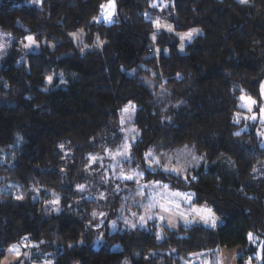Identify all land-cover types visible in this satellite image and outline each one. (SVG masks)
<instances>
[{
  "label": "trees",
  "instance_id": "trees-1",
  "mask_svg": "<svg viewBox=\"0 0 264 264\" xmlns=\"http://www.w3.org/2000/svg\"><path fill=\"white\" fill-rule=\"evenodd\" d=\"M39 1L0 0V34L12 39L0 59V178L42 190L43 204L60 196V212L0 199V264L25 238L53 264H193L239 248V264H264V149L236 119L241 96L261 99L264 0H115L111 23L110 0ZM157 21L203 34L183 52ZM28 36L39 53L20 46ZM127 150L137 179L193 193L222 224L107 232L95 247L102 209L86 198L87 176L100 184Z\"/></svg>",
  "mask_w": 264,
  "mask_h": 264
},
{
  "label": "rangeland",
  "instance_id": "rangeland-1",
  "mask_svg": "<svg viewBox=\"0 0 264 264\" xmlns=\"http://www.w3.org/2000/svg\"><path fill=\"white\" fill-rule=\"evenodd\" d=\"M237 1L242 5H249L251 2V0ZM36 5H40V1L39 3L36 2ZM114 15L111 17L112 21ZM159 23L160 27L156 25L157 31L174 33L179 40L180 48L183 52L188 43L193 41L197 36L203 34L201 30L179 32L175 29V26L168 21H161ZM257 23L260 28L264 29L263 16L258 17ZM168 26L171 27V30H169ZM190 32L192 36L191 39H188L186 34ZM182 37L184 38L182 39ZM27 43V39L20 42V46L27 54L39 53L44 46L43 43L41 44L36 41L35 45L25 47ZM36 45H38V47ZM11 46L12 39L7 35L0 34V59L5 57L7 50ZM243 97H245V100L240 99L239 102V108L242 112L236 115V119L239 123L244 125L243 129L245 132L255 131L261 141L260 147L264 149V112H262V110H264V80L260 85V102L249 96ZM248 98L255 103L249 105ZM241 105L244 106L242 107ZM249 106L251 107V111H249ZM132 114L131 110H128L124 114L122 121L123 125L131 120ZM253 116H255V119H252ZM132 131L133 130L129 127L125 130V133H132ZM128 140H131L130 135L128 136ZM126 147H128V145ZM128 152V150L123 151L122 155H118V157H122V160H116L115 156L109 157L105 165L106 168L103 166L105 168V175L103 177L99 176L100 179L103 178L104 180L101 181L100 184L96 183L95 180L92 181V179L96 178L94 177L96 175H92L93 172L87 176V178H89L87 187L89 188L90 194L86 198L92 199L97 208L102 209L95 212L93 211L92 213V217H96L97 220V224L94 225L97 230V237L93 243L95 247L98 246L97 244L99 242H104V233L107 232L111 234L119 230H144L148 232L155 231L158 233L159 237H162L164 228L177 229L180 226H203L210 229H217L218 226L222 224L221 220H219L212 211L211 213L206 211L210 209L207 205L198 206L194 204L195 196L193 193L174 190L169 185L161 182L145 183L143 180L137 179L140 172L138 171L139 169H136L131 165V162L128 161L130 159V157H127ZM102 164L103 163H100V167H102ZM181 166L182 165L175 166L173 170ZM262 166V170L258 169V172H256V176L259 178L264 176V165ZM180 170L185 173L184 168ZM131 184L133 190L129 189ZM110 187L112 188L109 189ZM80 190H85V187L77 188L78 192ZM41 193L42 190L36 187L26 190L13 181H6L4 178H0V199L7 200L11 198L18 203H23L31 199L33 202H39L41 204L43 217L48 218L53 215H58L60 212V196L53 193L51 200L43 204ZM119 194L121 204L115 213L113 209H111L112 206L110 204L108 206V199L112 200L111 196L117 197ZM186 210H188V212ZM186 213H188L187 216H185ZM177 214L180 220H171L172 216H176ZM180 215L181 217L185 216L183 217V219L185 218L184 222ZM213 221L215 226H213ZM249 238L252 242H257L253 236ZM37 247L35 242L31 241L30 238H25L9 249L6 258L1 264H39L40 259L49 258V253L38 250ZM13 249L16 250L14 251ZM261 254L262 246L259 245L258 259L261 258ZM202 260L201 258H197L193 260V264H202ZM203 261L204 264L209 262L208 259H204Z\"/></svg>",
  "mask_w": 264,
  "mask_h": 264
},
{
  "label": "crops",
  "instance_id": "crops-1",
  "mask_svg": "<svg viewBox=\"0 0 264 264\" xmlns=\"http://www.w3.org/2000/svg\"><path fill=\"white\" fill-rule=\"evenodd\" d=\"M188 212V210H186ZM188 213L185 214V216H187ZM185 216H182L180 215V217L182 218V221L184 222L185 218L183 219V217ZM178 214L176 216H172V219L171 220H175V219H178ZM242 255V249H233V250H226V249H220L218 251V253H216V256H214L213 258L210 259V257H206V258H203L204 259H208L209 262L207 264H239L238 261L240 259ZM48 258L46 259H40V263L39 264H53V263H50L48 262L47 260ZM202 260V264H204V261ZM247 264H253V263H247Z\"/></svg>",
  "mask_w": 264,
  "mask_h": 264
},
{
  "label": "snow or ice",
  "instance_id": "snow-or-ice-1",
  "mask_svg": "<svg viewBox=\"0 0 264 264\" xmlns=\"http://www.w3.org/2000/svg\"><path fill=\"white\" fill-rule=\"evenodd\" d=\"M37 2L39 3V0H37ZM153 6L155 7V5H153ZM101 8H102L101 16H103L105 20H107L109 23H111V17L115 13V0H110V2L108 4L102 5ZM97 22H99L98 19H97ZM156 25H157V27H160L159 21L156 22ZM168 27H169V30H171V27L170 26H168ZM191 36H192V33L191 32L186 34V37L188 39H191ZM183 38L184 37H182V39ZM26 39L28 40V43L25 44V47H31L32 45H35L36 44V41H35V39L32 36H28ZM36 46L38 47V45H36ZM48 81H49V83H51L52 77H48ZM240 99L241 100H245V97L241 96ZM248 102H249V105L251 103H255L254 101H251L250 98H248ZM241 106L243 107L244 105H241ZM129 107L134 110V105H130ZM128 110H129L128 108H125L124 109L125 112H127ZM249 111H251V107L250 106H249ZM262 112H264V110H262ZM252 119H255V116H253ZM237 135H239V133H237ZM174 171H175V169H174ZM206 211L209 212V213H211V210L210 209H208ZM213 226H215L214 225V221H213ZM13 250L15 251L16 249H13Z\"/></svg>",
  "mask_w": 264,
  "mask_h": 264
}]
</instances>
